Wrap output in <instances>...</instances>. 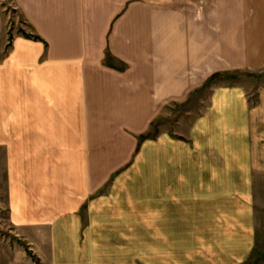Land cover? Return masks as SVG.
Wrapping results in <instances>:
<instances>
[{"label":"crops","instance_id":"obj_1","mask_svg":"<svg viewBox=\"0 0 264 264\" xmlns=\"http://www.w3.org/2000/svg\"><path fill=\"white\" fill-rule=\"evenodd\" d=\"M15 3L44 39L0 61L6 207L34 263L133 262L142 241L169 263L248 259L264 84L219 83L185 135L140 137L217 72H264V0Z\"/></svg>","mask_w":264,"mask_h":264},{"label":"rangeland","instance_id":"obj_2","mask_svg":"<svg viewBox=\"0 0 264 264\" xmlns=\"http://www.w3.org/2000/svg\"><path fill=\"white\" fill-rule=\"evenodd\" d=\"M155 1L158 2L159 0ZM17 35L35 40H44L38 33L34 32V27L25 19L15 0H0V61L13 46V39ZM35 36H38V39ZM219 83L224 85L239 83L251 91H256L259 86L264 84V72L247 70L217 72L206 84L193 91L188 100L168 105L169 112L166 111L165 116H162L152 126V132L157 135L165 131L185 135L194 119L207 108L211 89ZM2 153L0 151V264H35L26 242L21 239L9 218L6 207L7 179ZM257 208L254 250L250 257L241 264H264V192L258 195ZM138 247V253H133V256H131L136 261L124 260L122 264H192L190 262H174L173 259L170 263L165 262L162 245H156L152 248L142 241ZM198 254L206 256L204 253ZM131 257L130 255H124V258H128V260ZM171 258H173V254Z\"/></svg>","mask_w":264,"mask_h":264},{"label":"trees","instance_id":"obj_3","mask_svg":"<svg viewBox=\"0 0 264 264\" xmlns=\"http://www.w3.org/2000/svg\"><path fill=\"white\" fill-rule=\"evenodd\" d=\"M37 39H38V36H35ZM154 124L155 123H153L152 124V126H154ZM156 136V133H154V132H148V133H146V134H144V135H142L141 137H140V141L142 142L143 140H145V139H148V138H153V137H155Z\"/></svg>","mask_w":264,"mask_h":264}]
</instances>
